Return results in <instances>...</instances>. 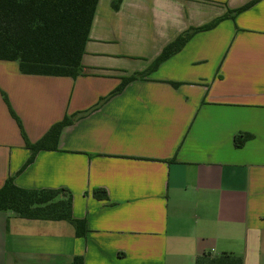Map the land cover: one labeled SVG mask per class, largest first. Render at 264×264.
<instances>
[{
	"label": "crops",
	"instance_id": "0c3cea01",
	"mask_svg": "<svg viewBox=\"0 0 264 264\" xmlns=\"http://www.w3.org/2000/svg\"><path fill=\"white\" fill-rule=\"evenodd\" d=\"M250 1L98 0L76 76L0 60V186L64 188L88 228L0 210V264H195L203 252L264 264V0L109 95L177 35ZM71 115L22 168L26 141ZM239 132L253 136L236 147Z\"/></svg>",
	"mask_w": 264,
	"mask_h": 264
},
{
	"label": "trees",
	"instance_id": "16d2710c",
	"mask_svg": "<svg viewBox=\"0 0 264 264\" xmlns=\"http://www.w3.org/2000/svg\"><path fill=\"white\" fill-rule=\"evenodd\" d=\"M97 1L0 0V60L17 61L20 72L26 74L76 76ZM255 1L230 9L203 25L186 29L168 42L144 70L121 77L119 85L109 95L154 71L161 62L178 52L193 33L214 27ZM113 7L117 8L118 3H113ZM172 84L177 86L179 83ZM3 97L6 100L4 94ZM75 116H65L51 125L38 141H26L31 154L22 168L33 160L38 150L56 148L61 131ZM252 136L248 132H239L234 135V145L241 147ZM93 195L107 197L102 188H95ZM0 210H10L23 218L66 220L74 226L77 236L85 235L88 229L85 219L72 215L69 191L64 188H23L14 183L13 176H8L0 186ZM72 264H83L82 256H75ZM195 264H242V257L230 252H203L196 257Z\"/></svg>",
	"mask_w": 264,
	"mask_h": 264
}]
</instances>
